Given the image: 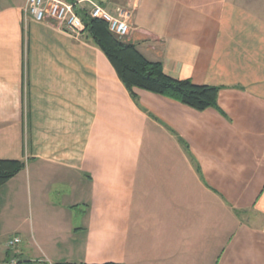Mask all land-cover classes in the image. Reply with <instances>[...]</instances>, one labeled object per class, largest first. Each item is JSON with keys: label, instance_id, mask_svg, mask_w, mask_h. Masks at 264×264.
<instances>
[{"label": "crops", "instance_id": "0c3cea01", "mask_svg": "<svg viewBox=\"0 0 264 264\" xmlns=\"http://www.w3.org/2000/svg\"><path fill=\"white\" fill-rule=\"evenodd\" d=\"M126 15L198 112L133 89L84 32L0 0V264H264V0H70ZM12 237L20 242L7 245Z\"/></svg>", "mask_w": 264, "mask_h": 264}, {"label": "trees", "instance_id": "16d2710c", "mask_svg": "<svg viewBox=\"0 0 264 264\" xmlns=\"http://www.w3.org/2000/svg\"><path fill=\"white\" fill-rule=\"evenodd\" d=\"M77 14L84 23V32L107 57L133 98V89H140L175 100L198 112L209 108L218 109L220 87L196 85L190 80H176L166 76L160 62L148 61L133 44L117 38L109 31L107 22L92 18L86 12L77 10ZM24 166L25 163L21 160L0 159V187L22 171Z\"/></svg>", "mask_w": 264, "mask_h": 264}, {"label": "built area", "instance_id": "2783aa9c", "mask_svg": "<svg viewBox=\"0 0 264 264\" xmlns=\"http://www.w3.org/2000/svg\"><path fill=\"white\" fill-rule=\"evenodd\" d=\"M77 2L70 0H26L24 13L31 16L37 22L51 21L59 26L67 34L79 37L84 33V23L77 14ZM118 17L111 16L101 6L92 4L89 15L108 23L109 31L117 38L123 39L129 34L125 13L117 9ZM20 242L18 237H12L7 245L14 247ZM1 264H22L16 258H11Z\"/></svg>", "mask_w": 264, "mask_h": 264}]
</instances>
